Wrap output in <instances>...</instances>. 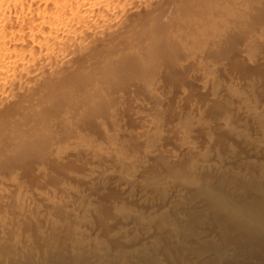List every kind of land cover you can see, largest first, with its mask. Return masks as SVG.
<instances>
[{"label": "rangeland", "instance_id": "obj_1", "mask_svg": "<svg viewBox=\"0 0 264 264\" xmlns=\"http://www.w3.org/2000/svg\"><path fill=\"white\" fill-rule=\"evenodd\" d=\"M157 2L137 4L138 15ZM210 3L185 2L181 10L170 9L155 23L145 17L147 23L138 27L141 41H148L136 54L141 61L129 58L123 43L122 53L115 54L121 61L115 56L108 76L87 74L67 83L83 86L87 106L66 122L65 102L55 99L41 106L37 122H59L50 133H40L39 141L6 145L8 130L27 125L24 111L0 131V152L2 147L8 151L0 155V180L5 179L1 188L16 182L35 195L65 185L85 190L93 202L91 211L81 198L69 204L43 202L40 215H26L12 199L18 195L15 190L8 201L0 200V264H211L223 254L228 255L224 264H264V232L248 239L239 230L244 218L232 212L237 202L252 208L260 202L259 194L264 196V0ZM169 22L176 28L165 46L158 26ZM167 34L163 37L170 38ZM83 39L79 36V47ZM73 48L63 55L69 56L67 61L77 57ZM197 64L213 68L211 84L196 75ZM33 78L24 84L28 92L39 87L37 76ZM97 78L104 84L91 95ZM18 87L0 94V106H9L26 89ZM161 95L167 99L162 101ZM107 135L117 143L108 142ZM84 155L96 160L109 156L105 165L111 169L104 172L103 164ZM127 156L134 158L125 164ZM88 166H100L93 184L73 178L86 174ZM218 195L231 207L228 203L226 209ZM249 248L256 254H247Z\"/></svg>", "mask_w": 264, "mask_h": 264}, {"label": "bare ground", "instance_id": "obj_2", "mask_svg": "<svg viewBox=\"0 0 264 264\" xmlns=\"http://www.w3.org/2000/svg\"><path fill=\"white\" fill-rule=\"evenodd\" d=\"M144 1H147V0H0V94L4 92L6 93V91H9V90L13 91L14 89H18L19 88L18 86H21V85L26 88V89H22L21 95L17 90L20 96L17 95L16 92L14 93L16 94L14 95V98L17 99L15 102L11 103L9 106H7V104L5 107L0 106V131L3 128L6 129L7 125L10 123L9 121L13 120V118H15L20 111H24L29 120L25 127L18 128L17 126H14L11 129V131L8 130L7 137L4 138L5 143H7L6 145L14 144V147H15L19 145L21 146L26 145L29 143L31 144L32 142H35V141L37 142L41 139L40 133H45L47 131H49L50 133L52 129L51 126H53L54 123H58L59 121L53 122V120L46 119L48 121L44 123L42 122L41 124L40 122H37V120L35 119V115L41 106L46 105L47 103L51 102V100L56 99V101L58 100L59 102H65L64 104H62L63 107H65L64 114L62 116V118L65 119V122H66V118L68 120L71 116H73V114L75 113L77 114L80 112L81 109L85 108L87 106L86 103L88 101H86V103L84 101L86 100V96H85L83 86H81L80 83H79L80 85L78 84L73 87L67 86L66 84L71 82L75 78L76 79L79 77L85 78V75L87 76V74L96 75V74L101 73L102 76L104 75L108 76L112 70V67H110L111 68L110 70L109 65L116 61L115 54L117 52H119V54L122 53L121 51L123 50H121L120 47L123 43H125L126 45V51L128 52V56H132L129 58L134 59L133 57H135L134 60L141 61L140 57H139V60L137 59L138 57L136 58V54L141 49L140 45H142L143 42L147 41V38L141 41V39L143 38L142 37L143 35H141L140 33L141 29L138 30V27L140 26L141 22L143 23L144 21L147 23V20L149 18L153 19L154 23L157 21L159 22L163 18L162 14L165 13L166 11L170 9H174L175 12L178 9L181 10L182 4L185 2H189L191 4L194 1H196V3L199 2V0H158L156 5L152 6L153 8L150 6L152 9L148 8L149 10H152L150 13L147 9V12L146 14H144V16L143 15L141 16L142 13L139 16L138 12L140 11L137 10V7H138L137 4L139 3L143 4ZM210 1L217 2L219 0H205V3L207 6L211 4ZM234 1H239L243 5H245L244 3L248 4L249 2H252L255 0H234ZM247 8H249V6ZM135 14H137L136 16L138 17H136ZM145 17H147L148 19H144ZM179 17L174 18V20L177 21ZM129 18H132L131 19L133 22L132 25L128 23V22L131 23V21H128ZM142 26H145V25L143 24ZM175 28H176V25L174 22L163 24L162 28H159L158 26V31L162 35L161 40H164V41H161L163 42L162 43L163 45L166 46L172 40L175 34L174 32ZM197 30H198L197 32L199 33L202 30L200 29L199 24L197 25ZM166 33H168L167 36L170 38L163 37V34H166ZM172 34H173V37H172ZM79 36L86 38L85 40L86 42H84V39H83L84 44L81 47H79L81 44L77 43L79 41L78 40ZM177 36L178 38L182 39V32H179ZM156 38H159V36H156ZM123 46L124 44L122 45V47ZM72 47H74L73 50L76 49L77 54L75 52V55L77 57L75 58L74 56L73 59L70 58L71 60L67 61L66 56L67 58L69 57L68 55H66L67 51L69 52L70 51L69 49H71ZM144 49L145 48H143V50ZM147 50L148 49H146V51ZM65 52H66L65 54L66 56L64 58L63 55ZM139 52H143V51H139ZM117 58L119 59L118 61H121L120 57H117ZM253 58L250 57L251 61L255 63V59ZM136 63H135V66H137L138 64ZM195 68H196V75L200 74L204 80H207L208 82H210L208 84H211L213 82L212 79L214 77V74H213L214 71H213V68L210 67V65L206 66V65L197 64ZM35 76H37L38 78L37 85L39 87L35 91H32V92L26 91L28 89L27 87L29 86H25L24 84H26L28 80L32 79ZM33 79L35 80V78ZM101 80L102 79H99V78L94 79L92 82V85L91 86L89 85L91 87L90 89L91 95L96 94L100 86L104 84V82ZM33 87L35 89V86ZM8 95H11V94H8ZM161 97H163L162 101H165L167 99L165 95H161ZM12 101L14 100L12 99ZM60 124H61V121H60ZM152 129H154L153 134L155 135L157 133V130L155 127L154 128L152 127ZM122 133L124 134L125 132L123 131ZM43 138H44V135H43ZM79 139L77 138V140ZM107 140L108 142L116 141L110 135H107ZM3 150L4 148L2 147V153L0 152L1 153L0 155H5L8 152V151L6 152L5 151L6 149H5L4 151L6 153L4 152L5 154H3ZM84 158L86 159L89 158L88 160H90L92 163H95V164H100V163L103 164V167L100 164V166L103 169L106 167L105 169L107 170V167H110L109 165H105V164H108L107 162H109V156L105 155L104 158L102 157L103 159H99L97 157V159L99 160H96L94 158V155H93L94 159L92 158V156L89 157V155L87 157L85 156ZM123 158L124 160L122 161L125 162L126 164V162L128 161V158L130 160L134 157L131 156L130 158L129 156H127ZM90 161L89 163H91ZM99 167L95 166V167L90 168V166H88L85 169L86 174L82 176L81 175L75 176V177L73 176V178L75 180L82 181L87 185L93 184L94 182L93 180L96 179L95 176L97 174H98L97 176H100ZM102 168L101 170H103ZM105 169L103 170L104 172L106 171ZM108 169L110 170L111 167ZM134 170H136V168H134ZM130 172L132 171L130 170ZM133 173L134 172H132L130 176L135 175ZM4 180L1 179L0 182L2 181L1 183L3 184ZM6 182L7 181H5L4 184ZM7 184H9L10 187L6 185L7 186L6 189H4V187L1 188V184H0V200L8 201L10 197H12L14 191L16 190V192H18V195L16 194L17 196H15V199L14 198L12 199L15 200V202L22 204L21 205L22 209L25 211L26 215H30V212H35L36 214H38L40 212V205L43 202H49V204L51 203L52 205L59 204V203L69 204L73 200L79 201L80 198L83 199V201L85 202L84 207H86V210L91 211L93 202L91 199H88L89 196L87 197V195L86 196L84 195L85 190L83 193V190H78L76 188L62 185L59 189L48 188L43 193L42 192L40 193V190H37V193H35V195H31L28 191L26 192L27 189L23 191L22 188L17 187L18 185H14V184H17L16 182L14 184L7 182ZM16 187L19 189L18 191ZM27 193L30 195H28ZM259 195H260L259 198L262 200L264 196L261 197V193ZM220 197H221V200H219ZM243 199H246V198L244 197ZM217 200L221 202V204L223 203V205L226 206V209H228L230 204H232V203H229V200L227 198L225 199V197L222 195L220 196L218 195ZM261 200L260 202L256 200L255 203H257L256 204L257 206L254 205L255 207L253 206L252 208L251 207L248 208L245 205V203L244 205H242L239 202L236 203L237 205L236 204L232 205L233 206L232 212L234 213L233 216L235 215L236 217H238V219L244 218V221L241 219L243 222L242 221L240 222V224L243 223L242 226L239 227V225H235V227L236 226L237 228L239 227V230L242 228L241 230L244 233L243 235L245 234L248 235V239L252 238V236L255 235L254 232L260 233L259 235H261V232L262 233L264 232V201L261 202ZM228 203L229 205L227 208ZM238 203L245 207H242V206L239 207L240 205ZM13 206L16 207L15 204ZM215 206H216V203H215ZM221 206L219 208H221ZM219 208H217L218 211H219ZM217 209H215V211ZM222 211H219V212L221 213ZM238 219L236 220V222L239 221ZM10 220H13V219L10 218ZM236 230L233 232L239 233L238 229ZM242 232H241V235H242ZM258 233H256V235H258ZM236 235H239V234H236ZM259 235L257 237H259ZM262 236H263L262 239H264V235ZM239 237L240 235L238 236V238L237 237L236 238L239 239ZM260 237L258 239H260ZM232 238L233 237H231V239ZM257 240L255 242H257ZM260 242L262 245L264 243V240L263 241L261 240ZM241 243L242 242H240V244ZM224 244L223 246H226ZM260 246H258V250ZM263 246L264 244L261 247L263 248ZM201 248L204 250L203 247ZM247 250L249 251L245 250L246 253L250 252L251 248ZM253 250L255 251V248H253ZM242 252L245 254L243 250ZM219 254L221 255L223 254V252L218 253V255ZM250 254L252 253L250 252ZM255 254H256V251H255ZM255 254L253 252L252 255H255ZM223 255L217 256L218 259L217 260L214 259L215 261L214 263H211V262L209 263L224 264ZM227 256L225 255V257ZM260 256L262 257V255ZM263 258H264V255H263ZM210 261H212V259ZM234 261L232 260V263H239V262H234ZM261 264H263V262Z\"/></svg>", "mask_w": 264, "mask_h": 264}]
</instances>
